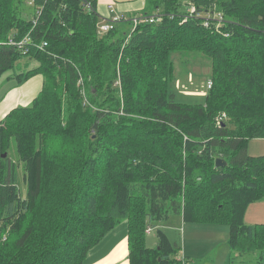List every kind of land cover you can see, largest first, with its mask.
Returning <instances> with one entry per match:
<instances>
[{
	"label": "trees",
	"instance_id": "16d2710c",
	"mask_svg": "<svg viewBox=\"0 0 264 264\" xmlns=\"http://www.w3.org/2000/svg\"><path fill=\"white\" fill-rule=\"evenodd\" d=\"M22 2L0 0V42L32 39L26 54L0 47V75L24 58L37 65L21 66L15 85L43 82L0 122V264H84L122 224L129 264H185L157 229L171 216L226 223L228 263L254 254L264 264V223H242L245 208L264 201V157L246 152L264 139V0H144L139 15L158 23L105 33L95 0H32L28 20ZM174 52L210 60L203 103L168 91Z\"/></svg>",
	"mask_w": 264,
	"mask_h": 264
},
{
	"label": "rangeland",
	"instance_id": "374dc122",
	"mask_svg": "<svg viewBox=\"0 0 264 264\" xmlns=\"http://www.w3.org/2000/svg\"><path fill=\"white\" fill-rule=\"evenodd\" d=\"M28 3V4H27ZM196 13L191 6L185 9L189 13ZM32 7L28 0L22 2L23 17L28 20L31 16ZM98 14V13H97ZM99 15V14H98ZM100 16V15H99ZM126 17V16H125ZM99 17L98 24H102ZM170 61L173 68V75L168 85V91L176 95V101L185 104L203 103L206 93V84L210 78L211 62L205 56L194 52H174L170 54ZM27 66V70L33 69L37 64L35 61L21 59L14 69L0 75V99L6 91L10 82L14 83V75L19 72L21 66ZM23 67L21 70H24ZM8 78L9 83L8 82ZM246 152L252 157H264V139L251 140L247 144ZM9 157L14 163H17V187L19 189V199L22 201L26 196V184L23 181L24 165L19 163L15 145L11 144ZM242 223L245 225L263 224L264 223V201L253 202L249 204L244 212ZM172 245L177 246V258L180 260L185 257V264H229V226L226 223H187L179 217L171 216L168 220L161 221L157 224ZM119 235V236H118ZM122 235H126V227L108 233L102 241L87 256L84 264H89L95 260L101 259L121 241ZM118 238V240H116ZM114 244H113V243ZM113 244L112 246H109ZM159 238L156 230L150 231L146 236V246L150 249L157 248ZM245 261L247 264H255L256 255H244L237 258L235 264ZM182 263V262H181Z\"/></svg>",
	"mask_w": 264,
	"mask_h": 264
},
{
	"label": "crops",
	"instance_id": "0c3cea01",
	"mask_svg": "<svg viewBox=\"0 0 264 264\" xmlns=\"http://www.w3.org/2000/svg\"><path fill=\"white\" fill-rule=\"evenodd\" d=\"M95 1L96 11L100 15L99 17L102 21L110 18V14L108 12L109 8L115 9L116 13L121 16L133 17L139 16V13L145 7L144 0ZM42 82L43 78L41 75H35L18 86L15 85V82H10L5 93L0 99V122L11 110L18 107L28 106L41 91ZM8 83L9 80L7 84ZM122 226L123 224L119 225L115 230H118L119 227L122 228ZM116 240H118V238ZM113 244L109 246H112ZM89 264H129L126 235H122L121 241H118L107 255H104L101 259L93 262L90 261Z\"/></svg>",
	"mask_w": 264,
	"mask_h": 264
},
{
	"label": "built area",
	"instance_id": "2783aa9c",
	"mask_svg": "<svg viewBox=\"0 0 264 264\" xmlns=\"http://www.w3.org/2000/svg\"><path fill=\"white\" fill-rule=\"evenodd\" d=\"M32 0H28V2H31ZM86 9H90L89 4L85 5ZM108 12L110 14V18L108 20H103L101 25H97L98 26V31L99 33H105L107 32L109 29L112 28L113 25H117L121 22H129L130 26H131V31H134L139 25L141 24H146V23H158L162 16H133L131 18H127L124 16H121L119 14L116 13L115 9L113 8H109ZM190 14H192L193 9H191V11H188ZM195 16L197 17L198 14L196 13ZM32 43V39L29 35H26L23 39H21L20 41H14V39L9 38L7 41H4L3 43L0 42V47L6 46V47H15V49L21 51V53L26 54L27 53V45ZM46 44L43 43L41 46H39L40 48L45 47ZM79 85H81V82L78 83ZM115 85L119 86V82L117 81L115 83ZM207 90L210 89L211 87V82L208 81L207 82ZM82 96H83V105H87L88 102L85 98V93L84 90L82 89Z\"/></svg>",
	"mask_w": 264,
	"mask_h": 264
},
{
	"label": "water",
	"instance_id": "95a60500",
	"mask_svg": "<svg viewBox=\"0 0 264 264\" xmlns=\"http://www.w3.org/2000/svg\"><path fill=\"white\" fill-rule=\"evenodd\" d=\"M4 158H6V154L2 155V159H4ZM225 165H226V163L223 160H221V159H217L215 161V167H217V168L224 167Z\"/></svg>",
	"mask_w": 264,
	"mask_h": 264
}]
</instances>
